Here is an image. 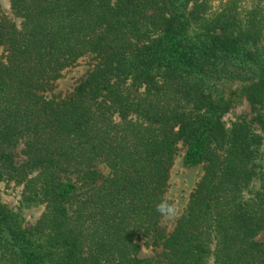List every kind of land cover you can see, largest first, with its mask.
Here are the masks:
<instances>
[{"label": "trees", "instance_id": "16d2710c", "mask_svg": "<svg viewBox=\"0 0 264 264\" xmlns=\"http://www.w3.org/2000/svg\"><path fill=\"white\" fill-rule=\"evenodd\" d=\"M8 1L0 180L43 211L0 200V264H264V0ZM179 144L203 173L167 229Z\"/></svg>", "mask_w": 264, "mask_h": 264}, {"label": "rangeland", "instance_id": "374dc122", "mask_svg": "<svg viewBox=\"0 0 264 264\" xmlns=\"http://www.w3.org/2000/svg\"><path fill=\"white\" fill-rule=\"evenodd\" d=\"M218 4V1H213V6ZM11 15L9 10V1L0 0V15ZM96 60L90 56L80 58L72 67L66 68L62 72V76L57 80L53 92L64 95L68 93L85 75L93 68ZM249 112V105L245 100L240 101L233 109L224 115V120L230 122L234 120L237 114H245ZM251 115V114H250ZM248 116V118L250 117ZM257 125V124H255ZM256 131L263 135L264 148V129L259 125L256 126ZM178 151L174 159V163L170 170L168 189L166 199L169 201V210L164 214L161 225L170 229L176 217L180 214L186 204L187 198L191 190L196 185L197 181L203 173V166L187 167L183 164L182 158L184 153L183 145L179 144ZM106 172V169H102ZM21 185L13 181L0 180V200L7 207L12 209L20 208L23 216V224L29 227L34 224L43 211L41 205L24 206L22 204ZM262 238V234L258 239ZM152 254L151 250L142 247L139 256H149ZM207 264H213L208 261Z\"/></svg>", "mask_w": 264, "mask_h": 264}]
</instances>
